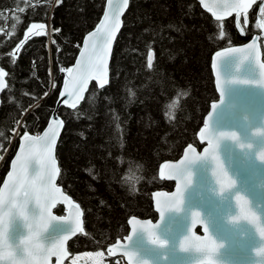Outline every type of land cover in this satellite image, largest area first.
<instances>
[{
	"label": "trees",
	"instance_id": "16d2710c",
	"mask_svg": "<svg viewBox=\"0 0 264 264\" xmlns=\"http://www.w3.org/2000/svg\"><path fill=\"white\" fill-rule=\"evenodd\" d=\"M106 2L0 0V64L10 74L0 108V132L4 133L0 137V187L25 126L33 135L46 128L66 69L76 61L84 37L99 23ZM259 7L256 4L250 12L243 38L234 18L217 21L196 0L130 1L114 46L109 84L103 90L92 85L76 110L59 111L65 121L56 151L59 185L84 212L85 233L69 244L73 255L102 252L108 256L106 264H119L108 249L127 236L129 219H157L153 193L174 188L162 179V164L180 159L189 145L198 150L204 146L199 132L211 103L218 99L212 74L214 53L254 36L264 48V29L256 26L261 20ZM31 23H44L47 34L24 41ZM20 42L24 47L13 65L11 52ZM149 50L152 69L146 66ZM129 88L135 97L128 95ZM173 102L177 105L174 118H166L164 105ZM114 114L121 117L123 148ZM126 175L128 182L122 179ZM130 185L136 191L130 192ZM55 213L62 216L65 210L59 206Z\"/></svg>",
	"mask_w": 264,
	"mask_h": 264
},
{
	"label": "snow or ice",
	"instance_id": "6c2138e0",
	"mask_svg": "<svg viewBox=\"0 0 264 264\" xmlns=\"http://www.w3.org/2000/svg\"><path fill=\"white\" fill-rule=\"evenodd\" d=\"M50 2V0H47ZM130 0H107L108 11L104 15V22L99 25L95 32L91 33L88 39L97 37V39L89 45L88 40L85 41L84 48L89 49L90 52L85 55L81 52V57L84 58V63L81 64L77 61L78 76L73 79V87L69 89V82L65 81V90L61 92V97H67L60 103L67 106L68 109L76 110L78 105L85 99V93L88 90L89 81L95 79L97 81L98 89H105L109 83L108 77V60L111 56L112 44L116 39L117 33L120 31L122 21L120 17L123 15L125 9L128 8ZM257 3V0H199V4L202 5L208 12L212 14L217 21H222L225 15H230L232 12L236 13V25L240 26V17L244 16V23L248 22V10ZM219 8V11L215 10ZM20 12H24L25 8L21 7ZM259 15L261 20L257 23V27L264 29V0H262L261 6L259 7ZM16 21L13 20L15 25ZM223 27V25H221ZM46 25L44 23H31L27 28L24 41L28 40V34L31 33L34 36H44ZM33 29L37 31L33 32ZM58 31V30H57ZM223 35V33H221ZM55 44V41H52ZM255 41L253 44L248 45V48H254ZM24 47V43L20 42L17 47L11 52L12 64L14 65L17 58V53H20ZM230 53L240 52V49H229ZM252 59L255 60V53L251 54ZM217 57H224V52H217ZM243 63V60H241ZM148 69L153 68V54L149 50L147 55ZM216 64L213 63V69L216 70ZM260 69H264V64H261ZM65 71V69H61ZM71 76L72 69H66ZM10 74L5 71L3 67H0V91H3L8 85L5 82V77ZM264 75V73H262ZM233 84H249V80H237L231 81ZM259 86L264 87V80H259ZM217 89L219 91L220 100L219 103L211 104L212 115L208 116V121L204 124L203 130L200 132V140L207 141L208 147L204 148L203 155L196 158L189 159L187 155L184 160H181L178 165L166 164L163 167L168 168V179L176 180L177 187L175 193L169 196L164 193L167 197L162 202H158L157 210L159 212V219L161 222L164 221L166 213H181L185 206L186 193L192 187L193 183V171L192 166L200 161H207L212 165L211 176L213 178V193L216 197L221 200L226 198V194L230 195L238 205V212L228 217V223L232 225H239L242 221L248 222L253 225L260 237L264 242V217L258 215L257 211L253 209L250 202L245 200L243 194L240 191H234L236 188L235 181L229 177L228 170L224 167L221 160V149L222 146L232 143L233 146H238L240 149H253L254 140L244 139L231 128L239 125L240 121L248 122L249 129L251 127V121L247 112H242L240 115H236L229 111H224L220 115V121L222 126L227 130H217L213 126V117L217 113V109L224 103L225 95V84L221 86L219 79H217ZM128 95L135 97L136 92L131 88L128 89ZM95 96L93 95L89 99L91 104ZM109 103H112L110 97H105ZM176 103H166L164 108L167 111L164 112L166 118H174L173 110L176 108ZM31 107V106H29ZM76 116H80L81 113L77 111ZM92 119L91 116L88 117ZM121 117L118 114L113 115V121L115 122V131L120 134L119 144L123 148V129L120 124ZM65 121L60 118H53L48 129L39 135H29L27 127L21 137L22 143L19 148V154L15 156L12 162L11 169L7 177V181L4 183L3 188H0V264H49V258L56 256L58 261H62L63 258L69 256V252L64 247L65 241L70 236H74L78 231L82 232L83 229L80 225V205L74 204L72 200L63 195L60 187L56 186V179L60 176L61 169L57 167V160L54 155L57 139L60 135V130L63 128ZM54 125V127H53ZM15 131V130H13ZM253 135L260 138V158L264 161V127L252 129ZM4 135L0 132V137ZM81 136L84 133H80ZM39 146V151H37ZM3 144H0V148ZM195 152V149H191ZM230 157L232 153H229ZM245 157L249 156L247 151L244 152ZM3 156L0 155V160ZM123 162V161H121ZM138 169L142 168V165L136 166ZM92 172V169L88 170ZM129 173H132L131 167H129ZM134 175V174H133ZM125 182H128L130 177L124 176L122 178ZM134 191L136 189L134 188ZM156 195H160L157 193ZM57 202H64L68 207L76 210L77 216L75 220L66 219L62 216H55L52 214L51 209L55 207ZM162 204V206H161ZM245 205H248L245 207ZM202 223L204 233L210 231L211 217L201 218V214L198 210L192 211L190 228L187 235L182 238L181 247L183 242L194 240L200 241L199 236H195L192 232V227L197 221ZM260 223H257V221ZM20 222V227L26 230V234L13 236L10 233V229L17 222ZM66 223L70 222L72 227L66 232L55 239L53 243L46 246L42 242L41 237L48 231L51 223ZM130 223H132L130 221ZM151 224V221L147 222ZM156 230H149L146 227L133 228L132 235L126 237L128 244L124 246V254L131 261L134 257L139 256L136 251L130 249V245L133 238L137 233H144L146 240L152 245H158L161 249L168 246V241L162 239L158 233L159 224L155 226ZM208 242L214 247H223V244H217L208 237ZM188 251V248H184ZM199 250V248H198ZM109 253L113 252L112 248L108 249ZM255 252L259 254L261 264H264V246L257 247ZM207 254V251H205ZM85 255L91 256V253ZM96 255H102L97 253ZM71 264H77L76 259H72ZM136 264H144L143 258L141 257Z\"/></svg>",
	"mask_w": 264,
	"mask_h": 264
},
{
	"label": "water",
	"instance_id": "95a60500",
	"mask_svg": "<svg viewBox=\"0 0 264 264\" xmlns=\"http://www.w3.org/2000/svg\"><path fill=\"white\" fill-rule=\"evenodd\" d=\"M196 1L199 3V0ZM261 3L262 0H257L256 4ZM255 5H253L248 10L247 23H244V16L241 15V22L239 27H237L236 25L235 12H232L230 15H225L222 21L234 18L235 25L240 36L245 38L246 28H248L250 25V12L255 7ZM201 7L205 12L212 16V14L208 12L202 5ZM128 8L125 9L123 15L120 17L122 26L120 28V31L117 33L115 41L112 44L111 56L108 60L109 81L110 65L114 46L123 28V19L128 11ZM215 10L219 11V8H216ZM107 11L108 6L106 2L105 10L99 23L97 24L95 29L88 33L83 39V44L77 56V59L70 67L72 69L71 76L68 72H66L55 110L46 128L39 136H42L43 133L48 129L53 118L58 117L62 119L59 116V111L61 108L68 109L66 105L60 103V101H62L63 99H67L66 96L61 97L60 95L61 92L65 90V81L69 82V89H71L73 87V79L78 76L79 70L76 67L77 61L79 60L81 64L84 63V58L81 57V52H84L85 55L90 52V48H84L85 41L88 40L89 45H91L97 39V37H93L92 39H88V37L91 33L96 31L101 23L104 22V15ZM213 18L215 19V17ZM35 31H37V29H33V32ZM47 32V28H45V34H47ZM28 36L29 38H31L34 35L29 33ZM253 41H255L254 48H248V45L253 44ZM232 48L240 49L241 51L237 53H230L228 50ZM217 52H224L225 56L217 57ZM217 52H215L212 57V74L215 90L218 94V99L217 101H214L212 103H219L220 100L219 91L217 89V79H219L221 86H224L225 84V95L224 103L220 105V107L217 109L216 115L213 117L214 128L220 131L227 130L222 126L220 115L224 111H229L230 108V111L232 113H235L236 115H240L242 112L246 111L251 121L252 129L264 127V87H261L258 85V83H256L259 80H264V75H262V73H264V69H260L259 67L261 64H264V52L262 50L258 36H254L253 39L242 45L227 47ZM253 53H255V60L252 59L251 54ZM241 60H243V63L241 62ZM213 63H215L217 66L216 70L213 69ZM0 67H2L1 64ZM234 79L249 80L251 81V83L233 84L231 83V81ZM5 82L7 84L6 77ZM94 84L97 85V81L95 79L89 81L88 90L85 93V98L90 87ZM5 89L3 91H0V108L2 94ZM84 100L78 105L77 108L82 105ZM209 115H212L211 107L205 117L204 124L206 122H209ZM64 128L65 124L60 130V135L57 139V145L54 152L56 160L57 146ZM203 128L204 125L201 128L200 132L203 130ZM252 129H249L248 122L241 120L239 125L231 128L230 130L236 131L238 135H240L244 139H253L255 141L253 149L242 150L238 146L234 147L232 143H229L225 145V147L222 146V152L220 156L224 167L228 170L229 177L235 181L236 188L234 189V191H240L243 194L245 200L249 201L253 209L257 211L258 215L264 217V161H262L260 158V138L253 135ZM200 132L199 141L204 145L201 150H198L193 145H189L185 148L180 159H178L177 161H166L161 166L160 174L162 179L173 183L174 188L171 192L157 191L153 193L152 200L154 210L157 214V219L153 221L151 219H140L137 217H132L128 221V236L132 235L133 228L146 227L149 230H156L155 226L159 224V229L157 231L162 239L168 241V246L164 249H161L158 245H152L146 240L145 234L141 232L137 233L130 245V249L136 251L139 256L134 257L133 260L130 261L124 254V246L128 244V241L125 237L123 241H118L109 247L113 249V252L109 253V256L111 258H122L126 264H136V262L141 257L143 258L144 264H261L259 254L255 252V249L257 247L264 246L262 238L260 237L257 229L248 222L242 221L239 225H232L228 223V217L233 216L238 212V205L236 204V201L228 194H226V198L223 200L214 195V184L213 178L211 176L212 165L207 161H200L192 166L193 183L192 187L186 193L184 206L185 210L181 213H166L163 222H161L159 219V212L157 210L158 202H162L167 198L163 195L164 193L169 194V196L174 194L178 183L176 180L167 178L169 169L164 168L163 166L166 164L178 165L181 160L185 159L186 155L189 159H193L200 155H203V150L204 148L208 147V144L206 140H200ZM28 134L33 135L30 133ZM22 136L23 135L19 137L18 147L10 162L9 172L6 175L0 188H3V185L7 181L9 173L12 171L11 165L13 160L15 159V156L19 154V148L22 143ZM191 149H195V152H192ZM37 151H39V146H37ZM245 151L249 153V156L247 158L244 155ZM230 152L232 153L231 157L229 155ZM57 167H59L58 160ZM56 186L60 187L63 195L68 196L74 204H79L64 191L62 186L59 185V176L56 179ZM157 193H159L160 195H156ZM59 206H62L65 210V213L64 215H62V217L70 220H75L77 216L76 210L74 208L70 209L64 202L56 203L55 207L51 209L53 215L60 216L55 213V210ZM247 206L248 205H245V207ZM195 210H198L200 212L201 218L211 217L210 231L208 233H204L203 225L198 220L197 223H195V225L192 227V232H194L195 236H199L201 238L200 241L196 242L194 240H189L187 242H183V247H181L180 245L182 243V238L189 232L191 213ZM79 212L80 225L83 231H78L74 236H70L68 240L65 241L64 247L69 252V256L63 258L62 261H58L56 256H51L49 258V264H70V259L72 258L73 254L69 251V244L79 235L85 233L84 212L81 206ZM130 221L132 223H130ZM148 221H151V224H148ZM257 223H260V221L258 220ZM19 225L20 222L17 221L10 229V233L13 236L22 235L24 234V232L26 234V230H24ZM71 227L72 225L70 222H53L49 225L48 231L42 235L41 240L43 243H45L46 246H48L53 243L55 239L62 234V232L70 230ZM208 237H211L212 240L217 244H223V247L217 248L214 247V245L209 244ZM184 248H188L189 250L185 251ZM205 251H207V254H205Z\"/></svg>",
	"mask_w": 264,
	"mask_h": 264
},
{
	"label": "rangeland",
	"instance_id": "374dc122",
	"mask_svg": "<svg viewBox=\"0 0 264 264\" xmlns=\"http://www.w3.org/2000/svg\"><path fill=\"white\" fill-rule=\"evenodd\" d=\"M86 253L91 252H83L79 254H75L70 259V264L72 259L77 260V264H106L107 262V255L105 253L99 252L102 255H96L97 253H91V256L85 255ZM119 264H126L125 261L122 258H119L117 261Z\"/></svg>",
	"mask_w": 264,
	"mask_h": 264
},
{
	"label": "clouds",
	"instance_id": "9594fccd",
	"mask_svg": "<svg viewBox=\"0 0 264 264\" xmlns=\"http://www.w3.org/2000/svg\"><path fill=\"white\" fill-rule=\"evenodd\" d=\"M140 179H142V177H141ZM134 188H135L134 185H130V186H129V191H130V192H134Z\"/></svg>",
	"mask_w": 264,
	"mask_h": 264
},
{
	"label": "flooded vegetation",
	"instance_id": "af4514ba",
	"mask_svg": "<svg viewBox=\"0 0 264 264\" xmlns=\"http://www.w3.org/2000/svg\"><path fill=\"white\" fill-rule=\"evenodd\" d=\"M260 6H261V4H259ZM260 44H261V47L263 46V43H261V40H260ZM262 50H263V52H264V48L262 47ZM128 234H129V232H128ZM128 234H127V236H128ZM126 236V237H127Z\"/></svg>",
	"mask_w": 264,
	"mask_h": 264
}]
</instances>
